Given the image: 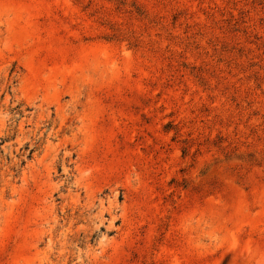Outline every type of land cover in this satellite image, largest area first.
Returning a JSON list of instances; mask_svg holds the SVG:
<instances>
[{
    "label": "rangeland",
    "instance_id": "obj_1",
    "mask_svg": "<svg viewBox=\"0 0 264 264\" xmlns=\"http://www.w3.org/2000/svg\"><path fill=\"white\" fill-rule=\"evenodd\" d=\"M0 264H264V0H0Z\"/></svg>",
    "mask_w": 264,
    "mask_h": 264
}]
</instances>
